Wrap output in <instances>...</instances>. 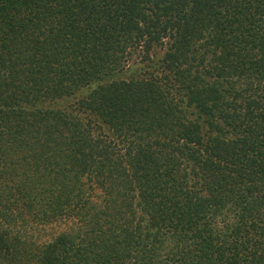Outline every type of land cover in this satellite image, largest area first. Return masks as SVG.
Listing matches in <instances>:
<instances>
[{
  "label": "trees",
  "instance_id": "16d2710c",
  "mask_svg": "<svg viewBox=\"0 0 264 264\" xmlns=\"http://www.w3.org/2000/svg\"><path fill=\"white\" fill-rule=\"evenodd\" d=\"M0 264H264V0H0Z\"/></svg>",
  "mask_w": 264,
  "mask_h": 264
}]
</instances>
